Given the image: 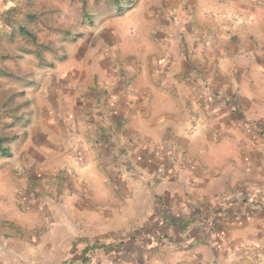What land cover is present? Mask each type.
I'll return each instance as SVG.
<instances>
[{"label":"crops","instance_id":"1","mask_svg":"<svg viewBox=\"0 0 264 264\" xmlns=\"http://www.w3.org/2000/svg\"><path fill=\"white\" fill-rule=\"evenodd\" d=\"M28 93L0 264H264V0H127Z\"/></svg>","mask_w":264,"mask_h":264},{"label":"rangeland","instance_id":"2","mask_svg":"<svg viewBox=\"0 0 264 264\" xmlns=\"http://www.w3.org/2000/svg\"><path fill=\"white\" fill-rule=\"evenodd\" d=\"M110 4L107 0H0V67L18 75V78L8 81L0 77V106L13 92L18 93L16 102L25 103L21 109L23 118L3 129L4 123L11 121L4 118L0 123V134L15 133L23 126L22 120L29 115L30 87L37 83L43 70L53 68L56 62L64 58L69 46L76 44L85 34L96 15L99 14L100 18L110 14ZM13 6H18L21 12L39 13L38 20L29 23L38 32L39 40L47 45L43 59H39L34 52L23 50L22 47H28V44L19 37L9 39L12 28L4 23L1 16ZM84 6L93 18L85 15ZM3 55L7 57L3 59Z\"/></svg>","mask_w":264,"mask_h":264},{"label":"trees","instance_id":"3","mask_svg":"<svg viewBox=\"0 0 264 264\" xmlns=\"http://www.w3.org/2000/svg\"><path fill=\"white\" fill-rule=\"evenodd\" d=\"M85 2V0H83ZM98 1V0H96ZM110 4L108 9L110 13L114 10H120L127 3V0H107ZM85 15L93 18L87 9L85 8ZM104 15V14H103ZM99 14L96 15V18H99ZM2 19L7 26L12 28V31L8 34L9 39L14 40L15 37H19L21 40L25 41V44H28V47H22L23 50L28 52H34L39 59L44 58V49L47 48L43 42L38 38V32L30 27L29 21L38 20L39 13L25 11L21 12L18 6H13L2 13ZM95 18V19H96ZM95 19H93L94 22ZM31 46V47H29ZM7 55H3V59ZM11 57V56H8ZM0 77L5 80H10L18 78V75L12 72L10 69L5 67H0ZM18 93L13 92L10 94L3 102V105L0 106V123L4 118L11 119L10 122L4 123L3 129L10 127L16 121L23 118L24 114L21 110L24 106V102H16L15 96ZM2 129V131H3ZM17 137L16 133H2L0 134V157L10 155V143Z\"/></svg>","mask_w":264,"mask_h":264}]
</instances>
